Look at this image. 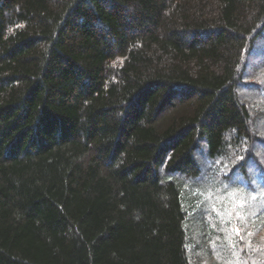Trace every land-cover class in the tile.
I'll return each mask as SVG.
<instances>
[{"label": "trees", "instance_id": "1", "mask_svg": "<svg viewBox=\"0 0 264 264\" xmlns=\"http://www.w3.org/2000/svg\"><path fill=\"white\" fill-rule=\"evenodd\" d=\"M257 125L264 0H0V264H264ZM234 174L263 231L191 227Z\"/></svg>", "mask_w": 264, "mask_h": 264}, {"label": "rangeland", "instance_id": "2", "mask_svg": "<svg viewBox=\"0 0 264 264\" xmlns=\"http://www.w3.org/2000/svg\"><path fill=\"white\" fill-rule=\"evenodd\" d=\"M245 96H247V94ZM263 128L264 126L262 125L260 126L257 125L256 127L257 131H263L262 130ZM256 149L257 148L255 147V150ZM203 164H204L203 173H205L208 163L203 162ZM250 172H252V170H250ZM203 181L204 180L201 181L200 179H197L196 181L193 180L186 182V185H188L190 189L189 191L190 193L191 191H194L196 187L203 190L202 193L199 194L192 192V195L194 197L196 196L199 199L198 202L199 208L193 214H190L191 216L189 217L188 220L191 223V227L197 228L198 223L200 224L202 220L205 222V224L209 225L208 218H210L212 221H216L224 218L220 220L221 223H225L224 225L222 224L221 226L225 228L228 227L229 228L228 230H230L231 232L232 229L230 227L235 226L236 223L239 224L237 229H240L241 227L242 228L247 227L248 234H253L257 232V229H258V233L259 232L261 233L263 231L260 226L256 228L253 227L252 224L254 220L249 218L247 219V217L244 215L243 212L246 210L247 207H246V203H243V199H245L246 196L243 194V191L234 188L235 186H237L235 185L237 183L229 182V181L221 182L220 180L214 179L209 182L206 181V184H204ZM228 187L229 190H226ZM210 210L211 212L208 215L207 211ZM233 214H235L236 216H233ZM209 226H207V228H209ZM262 228L264 229V225L262 226ZM234 229L237 230L236 228ZM220 248H221L220 245L217 247H213V246L210 247L213 254L219 252L218 253L219 255L220 253L223 254L224 253L223 251H225L226 257H230L229 255L231 254V252L228 246L227 248L224 249L223 248L220 249ZM211 251H208V253L206 254L204 251L198 253V255H196L198 264H236L237 262L236 260L230 261L229 259L226 258V263H224L223 260L219 259V257H215L211 253ZM262 256L264 257V253L262 254ZM237 263L239 264V262Z\"/></svg>", "mask_w": 264, "mask_h": 264}, {"label": "snow or ice", "instance_id": "3", "mask_svg": "<svg viewBox=\"0 0 264 264\" xmlns=\"http://www.w3.org/2000/svg\"><path fill=\"white\" fill-rule=\"evenodd\" d=\"M225 175H227V174H225ZM230 182L240 183V184H244L246 187H251V185H249L241 177H239L238 175H235V174L231 177ZM261 183H264V174H262V176H261ZM253 199H255V197H253Z\"/></svg>", "mask_w": 264, "mask_h": 264}]
</instances>
